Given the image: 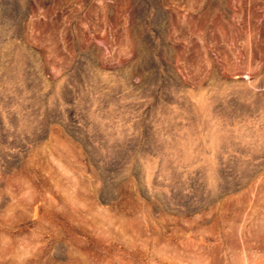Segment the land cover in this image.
Listing matches in <instances>:
<instances>
[{"label":"rangeland","instance_id":"obj_1","mask_svg":"<svg viewBox=\"0 0 264 264\" xmlns=\"http://www.w3.org/2000/svg\"><path fill=\"white\" fill-rule=\"evenodd\" d=\"M24 8L0 0V264H241L264 0H197L147 24L159 31L134 41L122 80L95 57L51 73Z\"/></svg>","mask_w":264,"mask_h":264},{"label":"built area","instance_id":"obj_2","mask_svg":"<svg viewBox=\"0 0 264 264\" xmlns=\"http://www.w3.org/2000/svg\"><path fill=\"white\" fill-rule=\"evenodd\" d=\"M196 6L197 0H25L24 24L31 53L44 55L51 73L95 57L122 80L132 69L134 41L159 31L147 24L170 26Z\"/></svg>","mask_w":264,"mask_h":264},{"label":"bare ground","instance_id":"obj_3","mask_svg":"<svg viewBox=\"0 0 264 264\" xmlns=\"http://www.w3.org/2000/svg\"><path fill=\"white\" fill-rule=\"evenodd\" d=\"M259 148L244 153L239 164L241 264H264V148Z\"/></svg>","mask_w":264,"mask_h":264}]
</instances>
